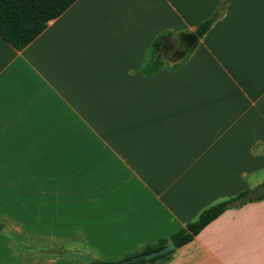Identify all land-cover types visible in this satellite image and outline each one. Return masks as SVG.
<instances>
[{
  "label": "crops",
  "instance_id": "obj_1",
  "mask_svg": "<svg viewBox=\"0 0 264 264\" xmlns=\"http://www.w3.org/2000/svg\"><path fill=\"white\" fill-rule=\"evenodd\" d=\"M221 3L77 0L21 51L0 36V189L5 173H61L63 185L92 189L80 197L130 204L123 218L141 221L140 243L170 242L252 188L264 171V0H229L188 54ZM168 31L161 55L179 67L143 75ZM9 235L0 264H84ZM154 264H264V200L226 210Z\"/></svg>",
  "mask_w": 264,
  "mask_h": 264
},
{
  "label": "rangeland",
  "instance_id": "obj_2",
  "mask_svg": "<svg viewBox=\"0 0 264 264\" xmlns=\"http://www.w3.org/2000/svg\"><path fill=\"white\" fill-rule=\"evenodd\" d=\"M55 164L54 167L62 169L60 163ZM5 177V186L0 189V224L3 225L0 232L6 229L22 249L34 248L53 258L59 257L61 251L84 249L102 258L122 261L168 242V239L156 241L147 237L136 243L131 238L132 233H137L133 222L139 231L141 221L123 218L130 204L110 205L93 202L91 195L80 197L78 190L83 196L92 189H77L66 182L63 185L61 173L20 170L5 173ZM249 178L253 179L252 188H263L264 171Z\"/></svg>",
  "mask_w": 264,
  "mask_h": 264
},
{
  "label": "trees",
  "instance_id": "obj_3",
  "mask_svg": "<svg viewBox=\"0 0 264 264\" xmlns=\"http://www.w3.org/2000/svg\"><path fill=\"white\" fill-rule=\"evenodd\" d=\"M77 0H0V36L14 49L21 51L27 47L36 37H38L47 27L51 20L59 17ZM229 0H222V3L215 14L208 20L201 22L196 30V42L192 45L188 54L196 48L199 39L211 28L213 23L222 15ZM176 29L174 31H178ZM173 31H168L158 36L152 43L146 61L141 68V73L145 76H152L163 67L175 70L180 63L168 65L163 60L161 51L169 35ZM264 200L263 188H246L234 197L216 203L203 210L198 218L189 222L185 227L180 228L171 236V241L179 248L191 242L208 224L222 215L230 208H238L247 203ZM168 242H161L156 246L143 250L140 254H148L165 247ZM173 252V251H172ZM171 252V253H172ZM161 256L152 260H140L131 264H154L158 260L167 259L171 254ZM132 255L124 260L130 259ZM122 260V261H124ZM122 261L94 259L91 264H118Z\"/></svg>",
  "mask_w": 264,
  "mask_h": 264
},
{
  "label": "water",
  "instance_id": "obj_4",
  "mask_svg": "<svg viewBox=\"0 0 264 264\" xmlns=\"http://www.w3.org/2000/svg\"><path fill=\"white\" fill-rule=\"evenodd\" d=\"M264 190V187H263ZM3 225L0 224V231L2 230ZM176 248L175 243L173 241H170L167 243V245L160 250L148 253V254H140L137 256H134L130 259L124 260L118 264H131L140 260H152L161 256H165ZM63 255H66L68 257H71L73 259H76L84 264H91L94 260V257L89 253L79 252V251H70V252H60Z\"/></svg>",
  "mask_w": 264,
  "mask_h": 264
}]
</instances>
